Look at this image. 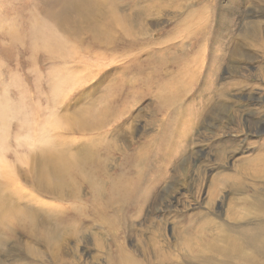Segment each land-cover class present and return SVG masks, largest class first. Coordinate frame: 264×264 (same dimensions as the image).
Wrapping results in <instances>:
<instances>
[{"label": "rangeland", "instance_id": "1", "mask_svg": "<svg viewBox=\"0 0 264 264\" xmlns=\"http://www.w3.org/2000/svg\"><path fill=\"white\" fill-rule=\"evenodd\" d=\"M86 1L0 0V264H120V248L141 264H222V254L207 252L220 243V229L205 213L241 215L233 188L241 177L246 194L254 193L255 161L247 160L261 138L245 118L264 117V53L251 48L246 31L258 28L264 39V0ZM74 13L93 24L77 30ZM97 15L113 24L100 27L113 43L93 40ZM47 33L54 39L44 40ZM236 42L254 59L240 60L234 74L227 69ZM92 56L99 68L85 80L75 65ZM188 57L191 90L176 98L173 76ZM117 91L125 99L96 121ZM223 99L242 126L208 135ZM183 128L191 132L164 166L159 151L178 150ZM138 175L142 184L159 180L143 207L106 205L115 177Z\"/></svg>", "mask_w": 264, "mask_h": 264}, {"label": "bare ground", "instance_id": "2", "mask_svg": "<svg viewBox=\"0 0 264 264\" xmlns=\"http://www.w3.org/2000/svg\"><path fill=\"white\" fill-rule=\"evenodd\" d=\"M93 1H95V0H87L86 2H93ZM86 2H85V4H86ZM89 6H91V5L89 4ZM91 7H93V6H91ZM97 13H99L98 10H95V14H97ZM69 17H71L74 25L77 27V30H83L84 27H86L87 25L93 24V21H90L91 17H84V15L79 14V13H74L72 15H69ZM96 17L97 18L100 17L99 22L101 23V26L98 27V31H97L98 34H99L98 37L93 36V40L95 41V43H99L100 46H103L102 43L111 42L113 40V36L112 35H111L112 37L110 36V34H109L110 30H108L109 32H107V34H106V32L100 30V27L107 26V27H109L111 29V28H114V26H113V24L111 26V24L103 22L104 20H103V18H101V15H97ZM113 20L114 19L112 18V21ZM115 20H116V18H115ZM38 24L39 23L37 22L36 25H38ZM95 26H97V25H95ZM37 27L38 26H36V29H37ZM33 28H34V31H35V27L34 26H33ZM102 28L107 29L106 27H102ZM65 30L68 31L67 28H65ZM40 31H41V29H40ZM43 31H44V29H43ZM246 32L248 33V36H254L253 39L249 38L250 41H251V44H250L251 48L255 49V48H257V46H260L261 47V51L264 53V39L263 40L259 39V37H258V35H259L258 28H254L252 30L248 29V31H246ZM42 33H44V32H42ZM42 33H40V35H42ZM64 33L66 35L65 37L67 38L69 36L68 33L67 32H64ZM44 35L45 34H43V36H42L43 39L44 38L46 39L47 37L51 38V39H54L52 34H48V35H45V36ZM90 38H92V36H90ZM67 41H69V40H65V42H60L59 41V43H60V45H62V47H66L68 45ZM111 43H113V41ZM236 43H237V46L235 45L234 49H232L230 51L231 52V57H230V61L228 62L229 66H228V69H227L228 70L227 72H231V70H233L232 72H234V74L237 72L238 68H240L239 67L240 66V63H239L240 60H243V59L244 60H252V59H254V57H253L254 54L252 55V53H251L252 51L249 48V45L245 44L246 45L245 46V45H243V43L242 44L238 43V42H236ZM50 49H53V48H50ZM65 56H66V54H65ZM222 59H223V61H225L226 58L222 57ZM93 60H94V57L92 56L91 58H86V59L79 58V60L76 62L75 68L78 71H80L79 73H83L84 72L83 75L82 74H80V75L82 77H84L85 80L93 78V76H92V72L93 71H91L93 69V67L94 68L95 67L99 68L98 64L89 63V62H93ZM156 61H158V60H156ZM194 61L195 60L194 59H190V57H188L186 60H183L181 63L185 64V66H184L185 68H183V70H178L180 72L179 76H176V75L173 76L174 77L173 78L174 79L173 84L175 85V91H174L173 94L176 96V98L177 97H181V96L182 97H186V96H183V95H185V94L187 95V91L190 92V90H191V87H189L191 85L189 83V78H190V76L192 74V71H193V68H192L191 65H193V63H195ZM158 62L160 63V59H159ZM169 63H170V61H169ZM181 66H180V64H178V68L181 67ZM198 71L200 72V70H198ZM142 72H143V70H142ZM166 72H168V70ZM146 74H148V73H146ZM163 74L161 73L160 75H163ZM153 75H154V72H153ZM167 75L168 74H166V76ZM139 76H141V75H139ZM146 76H148V75H146ZM148 79H151V77L148 78ZM143 80H145V79H143ZM143 80L141 81V79H140L139 85L137 84L139 88L143 87V84L145 83V81H143ZM158 81H160V80H158ZM141 82H142V84H141ZM146 84H150V83L146 82ZM157 84L159 85V83H157ZM243 84L245 86H247L246 80H238V82L236 83L237 86L243 85ZM133 87H134V85H133ZM144 87H145V85H144ZM210 88H211V86H210ZM119 91H120L119 93H122L123 90H119ZM111 93H112V91H111ZM117 94H118V91H117ZM117 94H115V96L111 95V96L105 98L102 101V103H104L103 107L100 108V110L96 111V112H99V113L96 114V116L98 117V118L96 117L97 118L96 121H99V122H100V120L101 121H105L107 116L110 117L109 116L110 115V109L113 108V106L115 105L114 103H113L114 105L112 104V101L120 102L121 98L125 99V95L120 97L122 94H120V96H119V94L118 95ZM220 94L221 95H225L223 93V91H221ZM224 97L225 96H223V98ZM244 99H246L247 102H248L249 100H252L253 97H251V95H249L247 98L245 97ZM244 99H243V101H244ZM228 101H233V99L228 100ZM237 101H239V100H237ZM178 104H180V103H178ZM181 105H183V104H181ZM234 108H236V107H234L231 104H228L227 100L223 99V100H217L216 101V108L214 109V111H215L214 112V116L215 117L213 119V124H212V128H213L212 130L213 131H210L208 133V135L209 134L210 135H215L217 132H221V131H223L225 129L229 130L235 124L236 125H241V121L237 120V118H238V117H236L237 111ZM93 111L94 110L88 111L89 114H90L89 116L95 115V114H93L94 113ZM5 113L6 112H5L4 108L0 107V120L3 118V116H5ZM178 119H180V116H178ZM92 120H93L92 123H94V119H92ZM224 120H226V121H224ZM97 123H95V124H97ZM177 124H178V122H177ZM245 128H246V130H248V132H253L257 137L260 136L258 138H261V140H258L256 142L257 143L256 145L258 146L257 147L258 154L256 156L252 157V159L248 158V160H247V161H251V162L255 161V177H256V181H254L255 184L251 188V189H253L254 193L251 194L252 196H249L248 194H246L247 193L246 184H245L246 182L243 183V180L241 179L243 177H241L239 179H238V177H236L239 182H234L233 186H235V187H233V186L232 187L236 189V194L240 195V197H237L235 199H236V202H237V204H238V206L240 208L241 215H239V216H237L235 218L233 217V219H232V216H227L228 219L224 220V218L223 219L221 218L222 217V213H220V212L217 213L214 208L207 209L208 212L205 213L206 218H207V222L209 224L214 225V227H217V228L220 229V235H219L220 243L218 245H212L213 247L208 248L207 252L214 251L213 253L222 254V259L219 260V261H222V264H264V135H261L262 133H264V117L261 120H254L250 116L247 119L245 118ZM107 129L108 128H106V132H107ZM191 130H192V128H191ZM241 131H243V129ZM190 132H191L190 129L183 128V132H181L178 140L176 141V145H177L178 150L174 149L175 148L174 147L173 148L174 150L172 151V149H170V148L167 149L165 146H163V147H165L164 148L165 150H162L163 154L160 153V151H159L158 158L163 160L164 166H170L173 163V160H175L176 157H177L176 155L179 154V152L182 150L181 149L182 148L181 140L182 139L184 140L186 137H188ZM246 136H247V134H246ZM170 143H172V142H170ZM162 145H164V142H163ZM204 152H205L204 150H201V154L204 155L205 154ZM156 168H157V166H156ZM181 169L183 171H185V167L184 166L183 167L182 166L178 167L179 171H181ZM207 172H209V171H207ZM140 176L141 175H138L137 179H134V178L132 179L130 176H128L127 178H125V177L119 178V176L115 177L113 182H112V187H111L112 188V196L109 199H107L108 202L106 203V205L115 204L116 201H117V202H127L128 206L133 204V206L135 208L136 207L137 208L143 207V204L147 201V199H148L147 197L149 195L148 193H146V189L147 188L152 189V185H155L157 182H159V180L154 179V180H149V181H146V182L144 181V183L142 184V183H140V181H143V180H141L142 178ZM221 202L222 203L220 204V207H219L220 210L222 209V207H224L225 200H223ZM211 204H213V203L210 202L209 206H211ZM215 217L219 218L218 222L215 220ZM119 253L122 256L121 257L122 260H120V264H141L140 262L135 260L131 256V254L126 253L124 251V249L120 248V252Z\"/></svg>", "mask_w": 264, "mask_h": 264}]
</instances>
